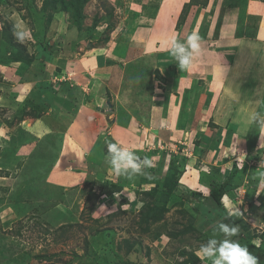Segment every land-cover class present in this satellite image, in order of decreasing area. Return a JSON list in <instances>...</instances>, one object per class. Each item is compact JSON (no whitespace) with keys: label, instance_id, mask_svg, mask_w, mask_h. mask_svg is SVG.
<instances>
[{"label":"rangeland","instance_id":"374dc122","mask_svg":"<svg viewBox=\"0 0 264 264\" xmlns=\"http://www.w3.org/2000/svg\"><path fill=\"white\" fill-rule=\"evenodd\" d=\"M176 1L88 0L79 13L74 0H0V48L3 27L14 24L28 35L19 42L13 30V42L35 58L29 66L0 58V264H180L188 256L183 249L197 254L211 238L238 241L252 254L249 243L255 245L264 264V72L259 89L244 77L245 92L228 84L220 91L225 79L204 72V53L181 71L167 51L165 81L156 78L144 50L171 36L186 43L192 27L207 20L206 7L193 4L194 14L179 25L183 7L178 17L170 9ZM245 1L214 0L209 8L241 12L246 6L243 32L259 36L264 51V0ZM197 11L204 15L196 17ZM216 13L205 34L215 41L222 28ZM89 59L97 68L90 63L77 72ZM136 60L141 64L133 70ZM262 67L260 61L255 69ZM224 91L233 94L234 105L220 102ZM257 98L261 104L249 103ZM109 143L149 158L152 166L144 175L117 177L106 165ZM48 153H56V161L45 160ZM177 169L179 185L163 217L144 221L145 204L155 208L162 201L143 190ZM225 177L233 184L218 204L209 184ZM106 180L123 183V190L107 194ZM231 208L241 214L232 216ZM231 222L242 228L241 237L220 230ZM200 264L211 260L200 257Z\"/></svg>","mask_w":264,"mask_h":264},{"label":"crops","instance_id":"0c3cea01","mask_svg":"<svg viewBox=\"0 0 264 264\" xmlns=\"http://www.w3.org/2000/svg\"><path fill=\"white\" fill-rule=\"evenodd\" d=\"M187 1H189V0H177L175 3H173V5L170 6L171 7L170 9L173 10L172 14H175L178 17L184 3ZM213 1L214 0H210L208 5L205 6L206 8L202 9L203 10L202 12L205 13V16H203V17H206L207 20L204 22L202 21V23L192 27V29L194 30V31H192V34H193V32H196V30H198L197 31L198 33H195V34H198L201 38L200 39V49H201L200 52L204 53V55L206 56L205 60H207V62H205L203 64V65H205L203 67L204 72H208L210 79L213 78L214 81L217 80V78L220 76L224 77L223 79H225L226 82H225V80H224V82L222 81L223 85H220L221 86L220 87L221 89H219L220 91L225 87V85L228 84L227 87L236 88L238 93H239V91H240V93L245 92L244 91L245 89L243 86V84H244L243 80H242V82L240 81L244 77H247V81H249L248 83L250 86H253L254 89H259V86H261V83H259L258 77H259V75L262 74V72H264V59L262 56L264 51L261 50V48H260L259 41H258L259 36L257 35L258 37H256L254 35V33L251 34L250 32H247V33L242 32L243 34L238 35L241 12L238 9H236L234 11H232V10H230L229 12L223 11L221 13L222 9H219V7H218V9L216 11L220 12V14H218L220 17L218 16L217 19H219V18L222 19L221 20L222 21L221 22L222 28H220V30L218 32V36H217L216 41L210 40L209 39L210 37L209 38L206 37L205 34L211 30V28L213 27L212 25H214V23L216 24L215 20L213 21L214 16H217L216 11H213V10H215V9H213L215 6L212 7L213 10L209 8V6L212 5ZM251 1H253V0H250V3H251ZM164 5H165V7L169 6L167 4H164ZM250 6H251V4H250ZM222 7H223V5H222ZM197 13H198V11H197ZM203 13H201V14L195 13V16L201 17ZM190 14H194V13L192 11H190L187 18L190 16ZM211 14L212 15L214 14V16H212ZM195 16H194V18H195ZM245 19H246V16L243 17V20H241L242 24L245 23ZM210 20H212V21H210ZM186 21H187V19H186ZM185 23L183 25H185ZM194 24H196V23L194 22ZM209 24H211V25H209ZM201 28H202V30H201ZM150 30H152V29H150ZM241 31H244V30H241ZM156 33H157V30L154 31L153 36ZM224 33L226 35H228V37L226 35H224ZM180 34L181 33L179 32L177 35L179 36ZM151 36H152V34H151ZM224 37L227 39H225ZM173 38H175V37H173ZM171 39H172V36L168 40V42H166V44L161 43V45L158 47H152L153 45L152 46L150 45L149 47L146 48V51L144 50V53L146 52V54H147L146 56H150V57H148L149 58L148 63L153 66L154 70L156 68H159L161 70V64H162V62H164L163 60H166L164 57L167 54V51H170L169 42ZM184 44H186V43H184ZM147 45H149V44H147ZM210 54L216 55L219 58V60H215L216 62L208 60L207 55H210ZM249 57L251 59V62H250V65L249 64L247 65L246 63H247ZM141 58H143V55H141ZM146 61H147V59L144 58L143 62L146 63ZM260 61L262 62L263 67L261 70H259L257 72V70L255 69V66L257 63H260ZM137 62H138V64H136L134 62V65H133L134 69L133 70H136L137 65L141 64L139 61H137ZM90 63L93 64L92 65L93 68H95V67L97 68L98 62L95 63L93 59H89L87 61L84 60V62H82L81 67H83V68L77 72H83L84 73L85 71H87L88 69H86V66H88V64H90ZM124 64H127V62H124ZM103 66H99L98 70H100L101 72L103 70H106V69H104ZM138 70H139V72H137V74H140L143 72L141 69H138ZM254 72H257V73H254ZM83 75H86V74H83ZM136 78H137V76L134 75V79H136ZM254 79H255V82L253 81ZM76 83L79 84L78 81ZM255 83H256V85H255ZM141 86H143V85H140V87ZM78 90L83 92L84 91L83 86H82V90L81 89H78ZM224 92L225 93H223L222 96L220 95V97H222V98H219L220 102H222L223 105H227V107H228V105H231L232 103H233L232 105H234L235 104V102H234L235 97L233 96V94H231V92H227V91H224ZM72 96H78V99L80 100V95L78 93L73 92ZM68 102H69V100H68ZM175 102H178V101H175ZM190 103H192V101H190ZM236 103H240V102L238 100H236ZM249 103H251L252 105L255 106L256 104L258 105V103L261 104L262 102L259 100V98H257V99H253V100L251 99ZM188 104H189V102H188ZM228 110H229V108H228ZM239 111L240 110H237L236 113H240ZM206 113H207V111H206ZM242 113H244V112L242 111ZM81 143L83 145L82 148H84V150L85 149L87 151H88V149L90 150L89 146H86L84 144L83 139L81 140ZM263 189H264V187H263Z\"/></svg>","mask_w":264,"mask_h":264},{"label":"clouds","instance_id":"9594fccd","mask_svg":"<svg viewBox=\"0 0 264 264\" xmlns=\"http://www.w3.org/2000/svg\"><path fill=\"white\" fill-rule=\"evenodd\" d=\"M13 35L19 42H23L28 33L14 30ZM200 39L198 34L193 33L188 36L186 45L180 43L176 38L170 40L171 54L181 71L189 69L193 60L200 54ZM106 165L117 177L133 178L144 175L145 169L150 168L152 162L147 157L142 159L135 151L123 147L119 143H109ZM261 176L264 177V173H261ZM229 211L232 216L241 214L236 208H231ZM220 230L226 237H232L239 232V226L221 224ZM197 255L202 259L211 260V264H258V258L252 255L247 247L242 246L238 241L227 238L222 241H218L216 238L209 239L206 244L200 245Z\"/></svg>","mask_w":264,"mask_h":264},{"label":"trees","instance_id":"16d2710c","mask_svg":"<svg viewBox=\"0 0 264 264\" xmlns=\"http://www.w3.org/2000/svg\"><path fill=\"white\" fill-rule=\"evenodd\" d=\"M55 1L56 0H51L52 3H55ZM74 1H76L75 8L80 13L83 9V4L85 2H87L88 0H81V1L74 0ZM209 1L210 0H190L189 2H186L183 6V10H182V13H181V16L179 19L180 20L179 25H183L185 23L186 18L190 12L191 6L193 4H200L202 6H207ZM245 2H247V0ZM245 2H244V5L246 4ZM244 8H246V6L243 7L242 9L244 10ZM242 9H241V14H240V23H239L238 35L243 34L242 33L243 31H241V30H243V24L241 23V20H243V17L245 16L246 13H245V10L243 11ZM14 28H15L14 24H10V25L7 24L3 27V30H2V47L0 48V58H2L3 61H4V58L7 59L8 61H22L23 64H25V66H29L35 58L32 57L28 53L27 48H25L21 44L17 45V43L13 42L12 32H13ZM201 30H202V28H201ZM6 44H8L10 46V49ZM10 51L13 53L11 56H10ZM170 67H172V70H173L172 73H175L176 72L175 65H171ZM170 67H168V69H171ZM155 77L158 79H161V77H162V80L165 81V77L162 76L161 70L159 68L155 69ZM186 98L187 97H184L183 100L185 101ZM59 100H61V102L64 106L67 104L66 103L67 101L64 100L63 98H61ZM54 143L55 142L50 141L49 144L53 145ZM12 145H13V149L18 150V148H20V146L22 145L21 139L18 138L17 142H13ZM40 152H41L42 156H44L42 153V150H40ZM53 155L48 153L46 155L47 157L45 158V160L48 158H51L50 161H53V160L56 161L58 156L56 157V153H54ZM179 176H180V173L177 169V172L175 173V175L172 178H170V179L166 178L162 182H160V181L157 182L158 184H156V186L152 190H149V191L143 190L142 193L145 196L157 197V198H160L162 201L161 205L156 204L155 208H152L150 206V204L147 201H145V200H147V198H144V201L147 202L143 208L144 210L142 211V219L144 221L149 222L150 220H159V219H161V217H163V213L165 211L166 204L168 203V201L171 197V194L174 192V190L179 185ZM224 180L225 181L212 180L211 183L209 184V190H210L209 195L218 204H222L223 196L227 193L228 188H231L232 187L231 185L233 184V181L230 178L225 177ZM144 182H146V180L142 179L141 186H144V184H145ZM105 183H106V185H104V186L111 187V189L107 191V194H114L116 192H121L123 190V186H124L123 183H114L111 180H106ZM8 189L9 188H7L6 190H8ZM231 226H235L234 222H231ZM188 228L189 227H187V230H188ZM241 229L242 228L239 227V232L237 233V235L239 234L238 235L239 237L242 236V233L240 232ZM63 231L65 232V230H63ZM180 232H178V234ZM156 236L158 237L159 235H156ZM235 237H236V235H235ZM249 245L252 248H254V250H253L254 252L252 251L253 252V254H252L249 251V249H248V251L252 255L257 257V255H259L258 251L260 250V248L259 247L257 248L255 245H251L250 243H249ZM181 255H188V256L180 264H200V257L194 251L188 252L185 249H183L181 251ZM36 256L40 260H51L52 259V257L50 255H36ZM48 264H53V263H48Z\"/></svg>","mask_w":264,"mask_h":264}]
</instances>
